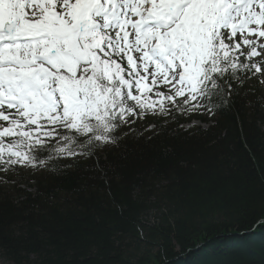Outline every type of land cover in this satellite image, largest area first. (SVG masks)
I'll return each mask as SVG.
<instances>
[{
  "label": "snow or ice",
  "instance_id": "6c2138e0",
  "mask_svg": "<svg viewBox=\"0 0 264 264\" xmlns=\"http://www.w3.org/2000/svg\"><path fill=\"white\" fill-rule=\"evenodd\" d=\"M252 77L264 0H0V168L98 166L102 145L159 135L135 118L227 111Z\"/></svg>",
  "mask_w": 264,
  "mask_h": 264
},
{
  "label": "trees",
  "instance_id": "16d2710c",
  "mask_svg": "<svg viewBox=\"0 0 264 264\" xmlns=\"http://www.w3.org/2000/svg\"><path fill=\"white\" fill-rule=\"evenodd\" d=\"M239 91L227 111L145 113L133 136L159 135L102 145L98 166L0 174V264H264V91Z\"/></svg>",
  "mask_w": 264,
  "mask_h": 264
},
{
  "label": "rangeland",
  "instance_id": "374dc122",
  "mask_svg": "<svg viewBox=\"0 0 264 264\" xmlns=\"http://www.w3.org/2000/svg\"><path fill=\"white\" fill-rule=\"evenodd\" d=\"M251 79L257 81L260 85V88L264 91V78H256V77H252ZM153 114V113H152ZM204 115V113H203ZM137 120H141V117H137L135 118ZM198 126L201 125V122L194 120L193 122H191L189 125H185L186 128L191 127V126ZM34 169V168H33ZM32 170V166L31 165H24V166H15L14 168H12L11 170H9L11 172V177H14L16 180H20L21 176L26 175L28 172H30ZM4 170L3 168H0V174H3ZM27 179V178H25ZM28 180V179H27ZM27 180H25V185L27 186L29 183L27 182Z\"/></svg>",
  "mask_w": 264,
  "mask_h": 264
}]
</instances>
